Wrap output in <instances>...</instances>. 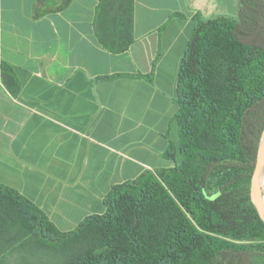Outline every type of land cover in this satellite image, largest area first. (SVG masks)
Here are the masks:
<instances>
[{
    "label": "trees",
    "instance_id": "trees-1",
    "mask_svg": "<svg viewBox=\"0 0 264 264\" xmlns=\"http://www.w3.org/2000/svg\"><path fill=\"white\" fill-rule=\"evenodd\" d=\"M134 14L135 0H99L101 45L126 52ZM194 20L177 83L179 148L165 152L175 165L114 184L106 211L70 231L0 181V264H264V221L250 195L264 133V0ZM0 78L20 94L1 59Z\"/></svg>",
    "mask_w": 264,
    "mask_h": 264
},
{
    "label": "crops",
    "instance_id": "crops-1",
    "mask_svg": "<svg viewBox=\"0 0 264 264\" xmlns=\"http://www.w3.org/2000/svg\"><path fill=\"white\" fill-rule=\"evenodd\" d=\"M98 4L0 0V59L22 85L15 97L0 78V181L62 231L103 214L114 184L175 165L165 152L179 148L177 83L194 16L237 15L239 0H135L134 42L120 54L97 38Z\"/></svg>",
    "mask_w": 264,
    "mask_h": 264
},
{
    "label": "water",
    "instance_id": "water-1",
    "mask_svg": "<svg viewBox=\"0 0 264 264\" xmlns=\"http://www.w3.org/2000/svg\"><path fill=\"white\" fill-rule=\"evenodd\" d=\"M250 195L264 221V133L259 146L257 159L250 175Z\"/></svg>",
    "mask_w": 264,
    "mask_h": 264
},
{
    "label": "bare ground",
    "instance_id": "bare-ground-1",
    "mask_svg": "<svg viewBox=\"0 0 264 264\" xmlns=\"http://www.w3.org/2000/svg\"><path fill=\"white\" fill-rule=\"evenodd\" d=\"M263 199H264V197H263Z\"/></svg>",
    "mask_w": 264,
    "mask_h": 264
}]
</instances>
